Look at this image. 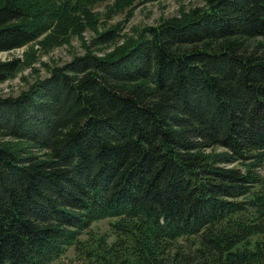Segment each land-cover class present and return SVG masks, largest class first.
<instances>
[{"label":"trees","instance_id":"1","mask_svg":"<svg viewBox=\"0 0 264 264\" xmlns=\"http://www.w3.org/2000/svg\"><path fill=\"white\" fill-rule=\"evenodd\" d=\"M107 1L0 0V52L83 38ZM20 67L0 61V84ZM72 249L68 264H264V0H205L0 97V264Z\"/></svg>","mask_w":264,"mask_h":264},{"label":"rangeland","instance_id":"2","mask_svg":"<svg viewBox=\"0 0 264 264\" xmlns=\"http://www.w3.org/2000/svg\"><path fill=\"white\" fill-rule=\"evenodd\" d=\"M205 0H137L130 7L116 8L115 0L96 4L91 13L96 19L81 37H56L48 32L40 35L32 43L7 52H0V61L21 60V67L16 76L0 84V97L17 96L30 85L49 75V68L69 63L74 57L85 54L90 47L97 54H106L129 38L136 37L144 26H154L174 17H182L191 9L203 7ZM114 28L117 37L107 43L97 44V35ZM52 33V32H51ZM7 140V139H6ZM32 152H38L30 148ZM222 153V150H210L206 154ZM100 232L110 230L108 221L94 224ZM74 250H70L65 263L75 258ZM77 260V259H76Z\"/></svg>","mask_w":264,"mask_h":264}]
</instances>
